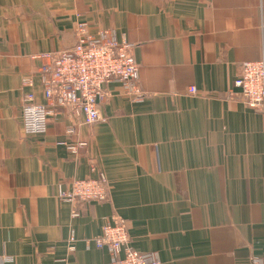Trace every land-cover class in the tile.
<instances>
[{"label": "crops", "instance_id": "1", "mask_svg": "<svg viewBox=\"0 0 264 264\" xmlns=\"http://www.w3.org/2000/svg\"><path fill=\"white\" fill-rule=\"evenodd\" d=\"M80 23L133 44L139 91L112 81L96 123L61 109L27 135L24 97L46 103L40 54ZM260 59L264 0H0V264H105L95 238L115 215L150 264L264 260V114L234 85ZM101 176L106 201L58 196Z\"/></svg>", "mask_w": 264, "mask_h": 264}, {"label": "built area", "instance_id": "2", "mask_svg": "<svg viewBox=\"0 0 264 264\" xmlns=\"http://www.w3.org/2000/svg\"><path fill=\"white\" fill-rule=\"evenodd\" d=\"M75 35L73 47L40 55L43 61L38 76L46 103H37L34 92L24 97L22 123L27 135L46 132L49 118L61 109L83 117L87 125L96 123L100 119L99 101L105 96V86L112 81L139 91L140 68L131 42L119 40L108 29L89 33L84 23L77 26ZM34 84L33 78L23 81L25 87ZM234 85L249 107L264 114V59L245 61ZM189 91L194 94L196 88L191 86ZM33 114L39 119H34ZM83 146L84 142H78L70 149L78 152ZM58 196L76 207L108 200L110 189L103 176L74 179L69 187L59 189ZM128 229V223L117 215L104 224L95 244L109 253L105 264H150L142 252L130 245ZM69 249L74 250V246L69 245ZM254 264H264V260L255 259Z\"/></svg>", "mask_w": 264, "mask_h": 264}, {"label": "clouds", "instance_id": "3", "mask_svg": "<svg viewBox=\"0 0 264 264\" xmlns=\"http://www.w3.org/2000/svg\"><path fill=\"white\" fill-rule=\"evenodd\" d=\"M29 111H31V110H29ZM33 118L34 119H39V117L35 116L34 114H33Z\"/></svg>", "mask_w": 264, "mask_h": 264}, {"label": "water", "instance_id": "4", "mask_svg": "<svg viewBox=\"0 0 264 264\" xmlns=\"http://www.w3.org/2000/svg\"><path fill=\"white\" fill-rule=\"evenodd\" d=\"M75 43H76V41L74 42V44L73 45H71L70 47H68V48H71V47H73L74 45H75Z\"/></svg>", "mask_w": 264, "mask_h": 264}, {"label": "rangeland", "instance_id": "5", "mask_svg": "<svg viewBox=\"0 0 264 264\" xmlns=\"http://www.w3.org/2000/svg\"><path fill=\"white\" fill-rule=\"evenodd\" d=\"M44 52H42L40 55H42Z\"/></svg>", "mask_w": 264, "mask_h": 264}]
</instances>
